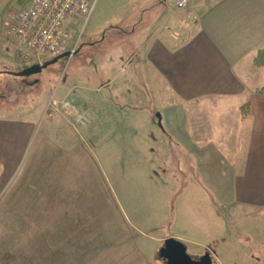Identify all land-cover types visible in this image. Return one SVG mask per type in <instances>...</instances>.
<instances>
[{"label": "crops", "instance_id": "1", "mask_svg": "<svg viewBox=\"0 0 264 264\" xmlns=\"http://www.w3.org/2000/svg\"><path fill=\"white\" fill-rule=\"evenodd\" d=\"M207 1L188 0L193 30L183 43L173 46L168 38L159 39L153 28L144 36L142 59L147 74L139 88L164 94L167 113L160 117L161 132H154L161 107H153L154 118L132 138L143 139L147 155L161 154V226L168 218L166 189L172 179L184 194L190 186L200 190L221 224L219 205L228 206L243 220H264V65L254 63L264 48V0H219L209 6ZM18 5L22 8L24 0H18ZM202 11L205 15L197 21ZM118 57L105 58L99 73L117 67ZM19 73L9 75L21 78ZM114 83L109 96H98L94 104L86 95L91 89L80 88L83 96L75 98L83 102L82 116L89 114L90 104L105 118L107 109L115 117L146 110L144 102L134 103L138 88L131 75ZM71 91L62 90L57 104L72 108L66 101ZM2 107L0 264H152L154 259L162 264L154 249L139 244L160 224L159 215L147 223L128 200L119 212L118 203L107 197L108 190L87 165V151L66 150L68 137L87 134L84 117L75 110L68 112L79 124L75 128L66 113H53L20 174L22 152L34 131L29 120L34 113L21 120L22 107L11 114ZM223 227L216 234L211 230L207 239L203 228H196L198 243L222 248L227 244ZM169 238L189 244L183 235L172 233Z\"/></svg>", "mask_w": 264, "mask_h": 264}, {"label": "rangeland", "instance_id": "2", "mask_svg": "<svg viewBox=\"0 0 264 264\" xmlns=\"http://www.w3.org/2000/svg\"><path fill=\"white\" fill-rule=\"evenodd\" d=\"M217 1L219 0H208L206 4L213 5ZM189 2L186 7L178 8L174 5V0H98L94 12L86 22L82 18L65 21L67 45L69 49L75 45L74 56L68 59L42 54L38 63L35 59L25 62L15 57L14 46L8 38L4 24L9 15L21 10V7L18 0H0L1 111L6 114L14 111L18 113L16 108L22 107V111L18 113L21 120L34 113L29 117L34 122V131L22 152L17 172L22 174L33 144L43 136L53 113H66L64 116L68 117L75 110L80 116L83 115V102L80 97L75 98L77 95L83 96L80 88L91 89L86 95L90 103L94 104L98 96H109L108 91L115 81L120 83L125 75H131L135 90L138 88L134 93V103L144 102L146 110L143 113L129 110L115 117L107 109L104 112L109 116L105 118L102 114L97 115L91 104L87 105L89 114L82 116L88 124L87 134L82 138L76 135L68 137L66 150L72 152L74 148L82 147L87 151L90 156L87 157V165L93 167L96 181L104 190H108L107 197L118 203L119 212H122L120 207H125L128 200L133 211L139 213L147 223L159 215L160 224L139 241L145 250L154 249L155 256L161 255L163 246L157 242L162 238L168 239L173 233L188 239L189 244H184V240L174 238L184 245L186 254L192 260L208 253L213 264H264V220H243L237 212L228 210V206L219 205L222 224L225 226L223 227L219 217L214 213L211 215V207L205 205L207 198L203 199L204 195L200 190L190 186L184 194V189H181L179 183L176 186L174 179L167 182L171 185L170 189H166L168 197L166 196L165 214L168 218L161 226V154L147 155L143 149V139L139 136L132 138L136 131L138 134L143 133L146 126L144 122H151L154 118L153 107H161L158 116L163 119L167 113L164 108L167 104L164 94L158 91L149 93L148 89L139 88L145 83L144 77L147 74L142 59L145 33L151 32L150 29L153 28L159 39L168 38L173 46L183 43L193 30L194 14L189 10ZM204 11L198 14L197 21L204 17ZM115 54L120 59L116 62L118 66L112 68V71L100 74L98 68L104 59ZM35 65L45 68L21 78L9 75L11 72H25ZM70 89L71 98L66 101L72 108H63L56 101L62 90L67 94ZM141 91L144 93L142 99L139 97ZM71 116V124L78 127L79 124ZM70 129L72 130L71 126ZM152 129L154 132H161V127L157 125ZM186 159L188 162L189 158ZM208 200L212 201L211 198ZM219 227L224 228L226 245L221 248L220 244H215L214 247L211 242L198 243L199 234L196 228H203V236L207 239L211 230L215 229L216 234L221 230ZM214 248L215 252H211L210 249ZM158 262V259H154L152 264H159ZM161 263L164 264L162 258Z\"/></svg>", "mask_w": 264, "mask_h": 264}, {"label": "built area", "instance_id": "3", "mask_svg": "<svg viewBox=\"0 0 264 264\" xmlns=\"http://www.w3.org/2000/svg\"><path fill=\"white\" fill-rule=\"evenodd\" d=\"M98 0H24L21 10L11 13L4 27L14 46L15 57L21 61L47 54L68 59L75 54V45L68 48L65 31L67 19L82 18L85 22L94 12ZM174 5L184 8L188 0H174ZM64 107L66 104H63Z\"/></svg>", "mask_w": 264, "mask_h": 264}, {"label": "water", "instance_id": "4", "mask_svg": "<svg viewBox=\"0 0 264 264\" xmlns=\"http://www.w3.org/2000/svg\"><path fill=\"white\" fill-rule=\"evenodd\" d=\"M68 54H65L61 57H67ZM57 57V58H61ZM45 66L35 65L30 70L25 72H20L17 74L22 77L24 75L34 74L40 72L44 69ZM158 118V126L161 127L160 117ZM161 258L164 260L168 259L167 264H212V259L208 253L204 254L203 257L199 259V261L192 260L187 254L183 244L175 240L174 238H168L164 241V248L161 250Z\"/></svg>", "mask_w": 264, "mask_h": 264}, {"label": "trees", "instance_id": "5", "mask_svg": "<svg viewBox=\"0 0 264 264\" xmlns=\"http://www.w3.org/2000/svg\"><path fill=\"white\" fill-rule=\"evenodd\" d=\"M254 63L256 66L264 65V48L258 51V53L254 59Z\"/></svg>", "mask_w": 264, "mask_h": 264}, {"label": "flooded vegetation", "instance_id": "6", "mask_svg": "<svg viewBox=\"0 0 264 264\" xmlns=\"http://www.w3.org/2000/svg\"><path fill=\"white\" fill-rule=\"evenodd\" d=\"M162 248H164V243H163V246H162ZM201 257H203V256H201ZM201 257H200V258H201ZM200 258H198L197 260H194V261H199V259H200ZM164 261H165V264H167V262H168V259H167V258H165V259H164ZM212 264H213V263H212Z\"/></svg>", "mask_w": 264, "mask_h": 264}]
</instances>
